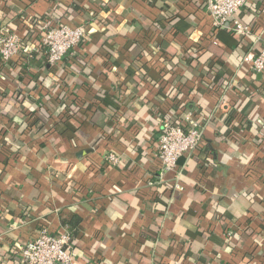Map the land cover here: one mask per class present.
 Segmentation results:
<instances>
[{"label": "crops", "instance_id": "crops-1", "mask_svg": "<svg viewBox=\"0 0 264 264\" xmlns=\"http://www.w3.org/2000/svg\"><path fill=\"white\" fill-rule=\"evenodd\" d=\"M206 3L0 0V34L30 49L0 58V264L45 229L72 232V264H264V72L243 63L264 0L241 9L248 35ZM44 21L86 27L61 63ZM186 109L203 141L161 173V121Z\"/></svg>", "mask_w": 264, "mask_h": 264}, {"label": "built area", "instance_id": "built-area-1", "mask_svg": "<svg viewBox=\"0 0 264 264\" xmlns=\"http://www.w3.org/2000/svg\"><path fill=\"white\" fill-rule=\"evenodd\" d=\"M246 3L247 0H207L206 9L215 27L248 35L251 32L250 27L243 25L237 18V14ZM42 28H44L42 43L47 61L51 65L61 63L64 55L78 46L86 35V27L83 24L71 26L44 21ZM29 50V46L23 44L19 35L13 32L0 34V58L3 61L9 62L21 53H28ZM243 63L251 71L264 72V48L255 54H247L243 58ZM181 113L176 114L172 111V114H166L161 121L156 149L158 170L161 173L177 168L179 159L191 155L203 141L202 132L196 128L198 120L194 113L187 109ZM108 160L116 162L117 156L110 154ZM71 247L72 237L69 232L55 234L45 229L26 245H18L17 249L25 264H72ZM172 264L188 263L176 258Z\"/></svg>", "mask_w": 264, "mask_h": 264}, {"label": "trees", "instance_id": "trees-1", "mask_svg": "<svg viewBox=\"0 0 264 264\" xmlns=\"http://www.w3.org/2000/svg\"><path fill=\"white\" fill-rule=\"evenodd\" d=\"M247 6H249L248 4H246ZM243 13H242V10L237 14V18L239 19V21L243 24V25H245L246 26V24L243 22ZM226 31H228L230 34H234V35H238L236 32H234V31H232V30H230V29H225ZM244 58V57H243ZM5 115H7L8 116V113H5ZM2 124V122L0 121V125ZM74 221H69L68 223V225H69V227L72 229V227L74 228V226H76L77 224H78V222L77 223H73ZM71 236H73V234H72V232H71Z\"/></svg>", "mask_w": 264, "mask_h": 264}, {"label": "water", "instance_id": "water-1", "mask_svg": "<svg viewBox=\"0 0 264 264\" xmlns=\"http://www.w3.org/2000/svg\"><path fill=\"white\" fill-rule=\"evenodd\" d=\"M185 162V157H181L178 161L179 164H183Z\"/></svg>", "mask_w": 264, "mask_h": 264}]
</instances>
